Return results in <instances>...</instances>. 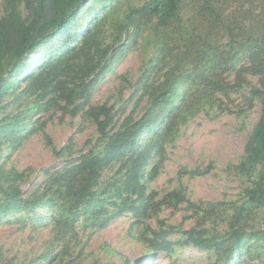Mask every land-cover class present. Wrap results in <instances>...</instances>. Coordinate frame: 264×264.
I'll return each mask as SVG.
<instances>
[{"label":"trees","instance_id":"1","mask_svg":"<svg viewBox=\"0 0 264 264\" xmlns=\"http://www.w3.org/2000/svg\"><path fill=\"white\" fill-rule=\"evenodd\" d=\"M0 1V158L7 154L8 159L41 130L64 165L30 196L18 186L26 172H2L1 218L50 210L58 226L57 240L63 241L79 223L84 229H102L126 213L139 220L162 206L178 208L186 203L198 214L201 207L183 190L156 201L157 194L147 191V183L161 172L165 150L181 128L201 111L215 106L220 110L217 96L239 91L246 74L257 76L261 83V88L250 91V104L257 100L261 115L236 168L251 182L243 189L246 203L264 207V0H252L259 11L248 13L247 28L227 20L229 0H195V12L186 21L181 16L183 0H147L140 6L125 5L123 0ZM143 25H151L154 48L134 90L138 101L145 100L143 110L124 111L125 116L117 118L105 104L86 109L94 87L137 42ZM221 31L225 42L218 40ZM230 72L236 76L232 83L223 78ZM51 110L72 118L82 112L95 123L97 137L87 141L86 153L74 157L72 138L59 150L53 146L41 122ZM201 174L198 169L190 172ZM178 230L145 227L142 240L152 251L138 264L172 251L173 245L214 248L222 264H236L234 255L250 235L232 227L225 236L208 238L204 227L197 225L180 230L181 241L165 240ZM52 241L35 264H53L57 259ZM0 264L12 262L0 260Z\"/></svg>","mask_w":264,"mask_h":264},{"label":"rangeland","instance_id":"2","mask_svg":"<svg viewBox=\"0 0 264 264\" xmlns=\"http://www.w3.org/2000/svg\"><path fill=\"white\" fill-rule=\"evenodd\" d=\"M145 1L123 0V3L140 6ZM194 2L183 0V21L193 16ZM225 8L230 13L227 20H236L244 28L249 27L248 13L255 15L259 11L252 0H229ZM2 15L0 1V17ZM150 29L151 25L142 26L137 42L94 87L86 109L105 104L113 109L117 118H123L124 111L127 114L143 110L145 100L138 101L134 90L138 87L144 63L153 55ZM218 40L226 41L223 31ZM223 78L230 83L236 80L233 72ZM253 87H262L259 78L246 74L239 91L217 96L216 105L219 104L220 110L215 106L201 111L182 127L176 140L165 150L161 172L147 183V191L157 194L156 201L173 190H183L189 201L201 207L198 214L186 203L178 208L162 206L157 213L139 220L126 213L102 229H84L79 223L75 226V233L68 234L63 241L57 240L58 226L52 218V211L39 209L35 214H12L0 217V260L12 264H35V258L53 240V252L58 255L53 264H138L152 251L142 240L145 227L155 231L171 227L179 229L165 237L166 241L176 243L183 240L180 230L202 225L208 238L225 236L232 227L245 229L250 235L234 255V261L236 264H264V207L246 203L243 189L251 182L236 168L261 115L260 103L254 100L250 104ZM179 89L184 88L180 86ZM41 122L45 123L44 132L56 149L73 139L74 157L86 153L89 149L87 141H95L97 137L95 123L82 112L72 118L60 110H51L42 115ZM6 158L7 154L0 158V174L10 169L27 173V177L18 182L24 196L39 191L49 174L64 166L53 154L41 130L24 140ZM194 169L203 174L190 175ZM172 248L170 252L154 254L148 264H222L223 261L214 248L199 250L193 246L176 245Z\"/></svg>","mask_w":264,"mask_h":264}]
</instances>
